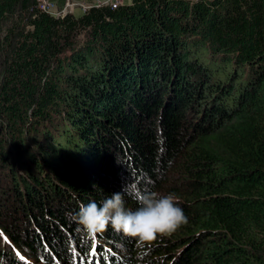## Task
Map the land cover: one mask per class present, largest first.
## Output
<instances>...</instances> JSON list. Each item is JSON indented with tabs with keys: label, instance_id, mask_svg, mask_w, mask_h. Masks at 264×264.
<instances>
[{
	"label": "trees",
	"instance_id": "1",
	"mask_svg": "<svg viewBox=\"0 0 264 264\" xmlns=\"http://www.w3.org/2000/svg\"><path fill=\"white\" fill-rule=\"evenodd\" d=\"M50 4L0 0V264H87L66 214L124 185L188 222L101 264H264V0Z\"/></svg>",
	"mask_w": 264,
	"mask_h": 264
},
{
	"label": "clouds",
	"instance_id": "2",
	"mask_svg": "<svg viewBox=\"0 0 264 264\" xmlns=\"http://www.w3.org/2000/svg\"><path fill=\"white\" fill-rule=\"evenodd\" d=\"M129 191L124 185L99 204L95 201L82 204L78 211L66 216L88 235H102L111 227L135 240L142 250L139 258L143 259L146 246L150 249L159 237L171 235L188 221L183 209L177 206L178 198L174 194L161 195L151 189L131 190L138 205L133 210L126 206Z\"/></svg>",
	"mask_w": 264,
	"mask_h": 264
},
{
	"label": "rangeland",
	"instance_id": "3",
	"mask_svg": "<svg viewBox=\"0 0 264 264\" xmlns=\"http://www.w3.org/2000/svg\"><path fill=\"white\" fill-rule=\"evenodd\" d=\"M40 1V9L42 11L53 10L50 4V0H39ZM85 0V1H79V0H67L65 6L63 9L56 11L55 13H52V16L54 17H64L67 14H72L75 17H81L85 14L87 10H89L91 7H101V6H112V4H117L116 1H109V0H93L91 1ZM121 5V2L118 1L117 7ZM55 7V6H53ZM72 12H79L81 15L76 16ZM51 13V12H50Z\"/></svg>",
	"mask_w": 264,
	"mask_h": 264
},
{
	"label": "snow or ice",
	"instance_id": "4",
	"mask_svg": "<svg viewBox=\"0 0 264 264\" xmlns=\"http://www.w3.org/2000/svg\"><path fill=\"white\" fill-rule=\"evenodd\" d=\"M98 248H99V251H98ZM105 251L106 250L100 246V240L96 237V235H93L92 242L89 247V252H88L89 258L87 259V264H93V260L95 264H101L102 255L104 256V260L107 261L108 257L107 255H104ZM73 254L74 256L80 255V264H84L85 256L83 254L76 253L75 249H73Z\"/></svg>",
	"mask_w": 264,
	"mask_h": 264
},
{
	"label": "crops",
	"instance_id": "5",
	"mask_svg": "<svg viewBox=\"0 0 264 264\" xmlns=\"http://www.w3.org/2000/svg\"><path fill=\"white\" fill-rule=\"evenodd\" d=\"M52 1L55 3V7H54L55 12L63 9V7L65 6V4L67 2V0H52ZM79 1H85V0H79ZM88 1H90V3H92L91 1H93V0H88ZM118 1L121 2V5H129L132 2V0H118ZM72 13L75 14L76 16L81 15L79 12H72Z\"/></svg>",
	"mask_w": 264,
	"mask_h": 264
},
{
	"label": "built area",
	"instance_id": "6",
	"mask_svg": "<svg viewBox=\"0 0 264 264\" xmlns=\"http://www.w3.org/2000/svg\"><path fill=\"white\" fill-rule=\"evenodd\" d=\"M109 1H111V2H112V1H116V2H117V4H114V3H113L111 7H112V8H117V5H118V0H109Z\"/></svg>",
	"mask_w": 264,
	"mask_h": 264
}]
</instances>
